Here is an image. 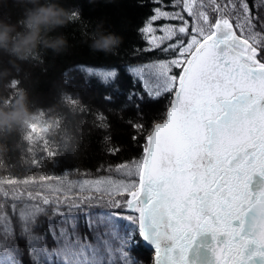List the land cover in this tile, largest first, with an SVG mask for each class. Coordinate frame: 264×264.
Listing matches in <instances>:
<instances>
[{"label": "snow or ice", "instance_id": "obj_1", "mask_svg": "<svg viewBox=\"0 0 264 264\" xmlns=\"http://www.w3.org/2000/svg\"><path fill=\"white\" fill-rule=\"evenodd\" d=\"M152 2L137 29L148 46L133 54L164 58L125 69L140 85L123 105L136 108L124 122L139 155L0 195V264H143L138 238L154 264H264V0ZM87 76L109 103L121 92L117 66ZM145 97L166 100L162 122H142ZM94 120L110 130L103 113Z\"/></svg>", "mask_w": 264, "mask_h": 264}, {"label": "trees", "instance_id": "obj_2", "mask_svg": "<svg viewBox=\"0 0 264 264\" xmlns=\"http://www.w3.org/2000/svg\"><path fill=\"white\" fill-rule=\"evenodd\" d=\"M62 3L65 8L81 10L65 27L58 29L57 34H63L68 42L65 51L60 54L51 50L41 51L29 61H17L16 66L9 63L13 57L0 56V68L10 72V76L0 80V94L10 97L15 88H24L34 117L27 126L0 129V195L35 191L46 174H61V169L71 179L85 178L81 175L83 173L95 176L101 163L115 164L140 152L132 144L133 129L124 122L129 118L137 119L136 108H123L128 103V90L133 87L139 89L140 85H133L125 69L129 63L164 58L158 50L139 56L133 54L134 49L148 46L137 29L152 14L151 9L156 5L152 0H101L95 4L88 3V0H62ZM168 4L169 0H163V5ZM3 13L11 15L15 21L20 9L9 4ZM101 20L105 29L123 37L115 54L106 55L89 48L90 37ZM165 23L178 22L159 20L154 22V26L160 27ZM112 66L119 69L117 83L121 92H113V102L109 103L103 97L111 89L102 86L95 78L89 79L87 69ZM65 73L70 79L67 86L63 83ZM13 80L18 83L5 87ZM66 93L75 99L66 97ZM135 103L138 101L134 100ZM165 103L164 99L152 102L145 97L140 104L142 122L151 125L161 121ZM98 112L107 117L110 130L94 126V115ZM41 125L46 129L42 134L38 131ZM106 135L112 138L107 147H121L117 156L107 154L102 143ZM80 230L84 231L83 228ZM135 253L143 264H152V251L145 248L139 238Z\"/></svg>", "mask_w": 264, "mask_h": 264}, {"label": "clouds", "instance_id": "obj_3", "mask_svg": "<svg viewBox=\"0 0 264 264\" xmlns=\"http://www.w3.org/2000/svg\"><path fill=\"white\" fill-rule=\"evenodd\" d=\"M98 2L101 0H88L90 4ZM9 4L20 9L15 21L11 15L3 13ZM80 13L79 8H65L62 0H0V56L13 57L9 63L16 66L17 61H29L41 51L51 50L60 54L67 49L68 42L63 34H57L58 29L65 27ZM122 42L123 37L105 29L101 20L90 37L89 48L93 52L115 54ZM8 76L9 70L0 68V80ZM15 83L18 81H9L5 87ZM33 119L24 88H15L10 97L0 94V129L27 126ZM38 131L42 134L46 129L41 125Z\"/></svg>", "mask_w": 264, "mask_h": 264}, {"label": "water", "instance_id": "obj_4", "mask_svg": "<svg viewBox=\"0 0 264 264\" xmlns=\"http://www.w3.org/2000/svg\"><path fill=\"white\" fill-rule=\"evenodd\" d=\"M157 122H162V120H161V121H157ZM255 179H256V178H254V181H255ZM201 239H204V238H201ZM141 244H142L145 248H147L148 250L153 251L149 246H146L145 243H144L142 240H141ZM153 257H154V251H153ZM153 264H154V262H153Z\"/></svg>", "mask_w": 264, "mask_h": 264}]
</instances>
